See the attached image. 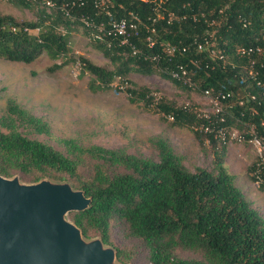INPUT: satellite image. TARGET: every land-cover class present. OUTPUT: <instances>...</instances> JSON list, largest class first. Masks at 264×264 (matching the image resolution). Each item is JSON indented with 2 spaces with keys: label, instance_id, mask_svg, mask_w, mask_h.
<instances>
[{
  "label": "trees",
  "instance_id": "1",
  "mask_svg": "<svg viewBox=\"0 0 264 264\" xmlns=\"http://www.w3.org/2000/svg\"><path fill=\"white\" fill-rule=\"evenodd\" d=\"M5 1L35 9L36 19L18 21L11 15H0V59L30 64L43 53L52 60L62 59L50 71L77 62L81 73L92 77L88 83L91 92L110 89L116 78L131 85L127 79L130 73L157 74L176 86L192 90L172 78V71L179 65L189 70L196 92L213 89L214 94L223 91L239 96L245 89L257 91L246 71L247 59L238 56L236 48L264 44V0H166L164 12L154 22L151 19L156 13L147 1L112 0L115 16L132 12L140 20L138 35L131 39L138 50L136 55L108 36L91 41L110 61L112 69L95 65L82 56L74 59L69 55L68 35L72 28L80 26L86 36L88 30L80 19L100 20L94 17L92 0H84L83 6L71 5L72 0H50L53 7L45 5L47 0ZM211 21L216 22L214 28L209 25ZM152 27L155 33L151 32ZM212 30L216 31L215 47L227 55L225 62L212 60L207 50L198 51L196 47ZM148 36L154 41L152 47L146 42ZM162 43L175 47L172 56L161 53ZM153 57L156 59L152 60ZM194 60L198 65L192 63ZM254 60L257 80L264 83V54ZM124 91L130 102H142L145 107L153 104L145 87L126 86ZM195 106H177L162 99L156 109L166 118L172 116L173 125L191 127L198 122L193 112ZM7 113L25 117L13 102L8 103ZM240 113L244 114V121L254 122L264 137V127L259 123L264 119L262 109L258 108V113L251 117L248 110L235 106L229 120L240 118ZM27 122L39 131L46 130L35 118L28 117ZM195 133L198 138L202 134ZM210 142L216 146L212 138ZM63 144L72 157L19 133L5 134L0 128V161L23 173H33L34 181L46 176L53 180L68 179L76 190L91 198L86 210L71 214L83 237H100L105 245L111 246L112 230L119 226L127 238L144 245L148 264H264V218L252 208L235 185L234 176L223 165L225 146L213 152L214 171L197 167L191 172L161 139L153 143L158 150V162L100 147L81 148L70 140H64ZM81 153L95 161L87 176L76 163V156ZM118 168L122 171H116ZM5 170L0 169L3 174L7 173ZM251 179L255 181L252 174ZM259 186L263 189L264 182ZM176 248L199 253L201 260L181 259L174 253ZM115 252L118 262L131 261L127 250L116 248Z\"/></svg>",
  "mask_w": 264,
  "mask_h": 264
},
{
  "label": "rangeland",
  "instance_id": "2",
  "mask_svg": "<svg viewBox=\"0 0 264 264\" xmlns=\"http://www.w3.org/2000/svg\"><path fill=\"white\" fill-rule=\"evenodd\" d=\"M0 15H11L18 21L36 19L35 9L17 7L5 0H0ZM32 33L35 34L36 30ZM68 45L69 55L74 59L82 56L95 65L113 68L110 61L83 34L80 26L72 28L68 35ZM61 62L62 59L52 60L45 53L30 64L0 59V121L4 124L0 128L3 133H19L30 140L51 146L67 157L73 154L63 144L64 140H70L81 148L100 147L153 162L159 160L158 150L153 143L161 139L168 143L187 170L193 172L197 167L211 172L215 170L213 152L220 150L218 143L213 146L202 134L198 138L191 127L173 125L172 120L156 109V104L162 99L177 106L196 105L202 108L201 93L176 86L157 74L143 76L135 73L127 77L131 85L120 83L116 78L110 89L91 92L88 83L92 77L87 73L82 74L77 62L50 71L54 64ZM126 86L147 88L153 104L145 107L142 102H130L124 91ZM9 102H13L25 117L10 116L7 113ZM28 117L39 120L46 126V130L39 131L29 125ZM254 159L252 149L246 144L224 147L223 165L234 176L235 185L252 208L264 218V188L261 189L251 179L250 169ZM76 163L79 171L87 176L95 161L81 153L77 154ZM1 168H6V174L0 171V176L4 178L16 177L22 184L38 182L34 181L33 173H23L0 161ZM116 171L122 170L118 168ZM43 179L67 181L74 188L68 179L53 180L46 176L40 180ZM72 213L66 215V220L72 222ZM95 238L101 239H85ZM111 238V247L125 249L130 254L131 261L122 264H148L147 249L139 241L127 238L122 228L115 227ZM174 253L181 259L201 260L199 253L180 248H176Z\"/></svg>",
  "mask_w": 264,
  "mask_h": 264
},
{
  "label": "water",
  "instance_id": "3",
  "mask_svg": "<svg viewBox=\"0 0 264 264\" xmlns=\"http://www.w3.org/2000/svg\"><path fill=\"white\" fill-rule=\"evenodd\" d=\"M91 203L67 181L22 184L0 176V264H122L101 239L66 220Z\"/></svg>",
  "mask_w": 264,
  "mask_h": 264
},
{
  "label": "built area",
  "instance_id": "4",
  "mask_svg": "<svg viewBox=\"0 0 264 264\" xmlns=\"http://www.w3.org/2000/svg\"><path fill=\"white\" fill-rule=\"evenodd\" d=\"M152 4L153 11L156 17H152V22L160 18V14L164 12V3L166 0H142ZM84 5V0H72L71 5ZM47 7H53V2L47 0L45 2ZM92 6L95 9L94 17H99V21L89 17H82L80 19L84 27L87 28V39L102 40L104 36L111 37L116 41L119 47L127 49L131 55H136L138 50L132 43L131 39L138 35L139 17L128 12L127 16H115L112 8V0H92ZM121 7V6H119ZM66 15L69 12L66 11ZM150 19V18H149ZM209 25L214 28L215 21H211ZM152 33H155V28L152 27ZM215 30L209 34L208 37L203 39V43H197L198 51L207 50L208 55L212 60L225 62L226 53L223 49L216 48ZM146 42L150 47L154 45L153 39L148 36ZM111 40L108 41L107 46L111 45ZM161 53L167 56H172L175 50L174 46L168 44H160ZM185 47L182 48V51ZM236 54L241 58L247 59V74L255 83L257 91L245 89L239 96H234L230 92L219 91L214 94L213 89H205L201 93L203 104L202 108L194 107L193 112L198 118V122L194 123L191 128L199 133L208 136V140L212 138L219 146L228 147L232 144H246L248 145L255 156L253 162L252 176L255 178L254 183L259 186L264 182V137L261 136L256 129V125L252 121H244V114L240 113V118H232V109L237 106L249 111L250 116H255L258 113V108L262 109L264 114V83L257 80V71L255 70L254 57L264 54V44H254L250 46H239L236 48ZM158 58V57H157ZM155 60L156 58H151ZM194 65H198L196 60L192 61ZM172 78L182 81L190 89L196 88L195 83L192 81L189 70L184 65H179L171 73ZM184 107H188L185 105ZM204 107V108H203ZM173 121L172 116H168ZM259 123L264 127V119H260Z\"/></svg>",
  "mask_w": 264,
  "mask_h": 264
}]
</instances>
